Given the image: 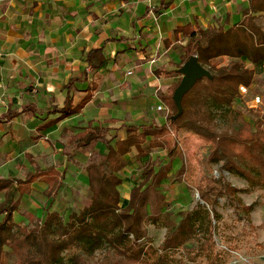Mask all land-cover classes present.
I'll list each match as a JSON object with an SVG mask.
<instances>
[{"label": "trees", "instance_id": "trees-1", "mask_svg": "<svg viewBox=\"0 0 264 264\" xmlns=\"http://www.w3.org/2000/svg\"><path fill=\"white\" fill-rule=\"evenodd\" d=\"M263 19L264 0H247L241 20L227 28L210 26L194 30L186 24L176 29V34L188 36L181 63L196 55L211 77H202L194 83L182 97L181 113L173 118L177 107L172 95L179 78L163 97L168 113L162 125L122 123L115 131L123 129V139L116 134L105 139L111 128L101 126L76 134L77 147L100 139L105 146L103 158L86 166L88 192L79 208L69 205L62 211L50 210L49 204L40 214H28L30 222L21 226L14 215L24 204L25 195L30 194V185L45 180V176H49L52 187L56 185V166L36 165L22 177H1L0 264H222L228 251L219 250L214 240L213 220L218 219L214 206L218 198L264 190V107L249 110L254 115L252 121L238 108L242 99L240 87L248 89L256 84V66L264 64ZM225 57L230 60L222 63ZM103 59L100 49L90 50L85 58L92 71L99 68ZM72 84L70 79L66 87L71 88ZM28 102L22 111L39 117L36 105ZM84 102L72 107L69 97L66 106L55 105L47 113L67 117L80 111ZM31 105L35 107L30 108ZM20 113L10 112L3 118ZM173 130L199 136L208 146V168L220 164L226 171L244 178L247 188H235L222 177L206 175L197 186L203 205L193 211L182 210L178 222L171 220L165 196L155 190L176 158L178 141ZM113 139L115 145L111 144ZM155 150H166L170 158L156 172L154 163L144 161ZM125 154L131 157L124 159ZM134 161L143 169V179L130 189L128 198H123L122 180L117 173ZM60 187L61 184L57 185L55 193ZM52 192L53 188L45 195ZM152 192L157 195V206L150 214L147 205ZM243 209L249 212L252 206ZM148 223L166 230L158 246L143 241Z\"/></svg>", "mask_w": 264, "mask_h": 264}, {"label": "crops", "instance_id": "crops-1", "mask_svg": "<svg viewBox=\"0 0 264 264\" xmlns=\"http://www.w3.org/2000/svg\"><path fill=\"white\" fill-rule=\"evenodd\" d=\"M246 4L247 0H0V175L9 176L13 164L35 160V166H56L54 177L61 184L55 193L59 184L52 187L49 176L33 182L15 221L24 226L30 222L28 214H40L49 204L50 210L79 208L88 192L86 166L103 158L105 146L100 139L77 147L76 134L101 126L111 128L105 139L114 134L123 139L124 130L115 131L122 123H166L163 97L182 77L176 70L188 42V36L176 34V29L186 24L194 30L227 28L241 20ZM94 49H100L104 59L92 71L85 58ZM69 97L72 107L85 101L80 111L67 117L47 113L55 105L66 106ZM27 101L36 105L30 108L35 107L39 117L22 111ZM14 111L21 113L3 118ZM95 151L93 159L84 156ZM176 160L155 191L164 190L167 177L177 172ZM144 161L154 163L156 172L170 158L166 150H155ZM142 170L134 161L117 173L121 193L127 188L129 195L143 179ZM128 171L129 180L128 175L124 180ZM51 188L55 195L46 196Z\"/></svg>", "mask_w": 264, "mask_h": 264}, {"label": "rangeland", "instance_id": "rangeland-1", "mask_svg": "<svg viewBox=\"0 0 264 264\" xmlns=\"http://www.w3.org/2000/svg\"><path fill=\"white\" fill-rule=\"evenodd\" d=\"M229 60L225 57L221 59V62L227 63ZM256 70L258 72L256 84L246 90L240 87L242 99L238 108L249 121L254 118L250 109L261 110L264 107V64L256 66ZM174 139L178 141L176 152L178 164L174 168L177 172L167 177L164 190H159L165 196L171 220L178 222L182 210L193 211L198 205H203L199 199L197 186L206 175L222 177L224 182L235 188H247L248 184L244 178L226 171L220 167V164H214L210 169L208 168L206 164L208 146L199 136L186 130H179L176 133L174 131ZM96 153V151L84 153V156L93 159ZM29 163H24L25 168L29 170L38 164L35 160ZM24 166L22 163H18V166L13 164L7 171L8 175L15 177L25 173ZM125 175H128L129 180V171L123 175L124 180ZM1 177L7 176L1 174ZM183 187H185L184 190ZM180 190H183V193L179 194ZM121 194L123 198H128L127 188ZM248 205H251L252 209L246 212L243 208ZM156 206L157 195L154 192L149 193L148 212L151 214ZM214 208L218 214V219L213 220L214 240L219 250L228 251L222 264H264V190L256 189L251 192H238L235 196H221ZM145 231L143 241L150 242L154 246L161 243L166 232L164 227L151 223L146 225ZM227 247L231 250H227Z\"/></svg>", "mask_w": 264, "mask_h": 264}, {"label": "water", "instance_id": "water-1", "mask_svg": "<svg viewBox=\"0 0 264 264\" xmlns=\"http://www.w3.org/2000/svg\"><path fill=\"white\" fill-rule=\"evenodd\" d=\"M182 77L178 86L174 89L172 98L177 107L175 118L182 111L181 100L183 95L194 85V83L202 77H211L208 69L202 66L196 55H191L178 69Z\"/></svg>", "mask_w": 264, "mask_h": 264}, {"label": "built area", "instance_id": "built-area-1", "mask_svg": "<svg viewBox=\"0 0 264 264\" xmlns=\"http://www.w3.org/2000/svg\"><path fill=\"white\" fill-rule=\"evenodd\" d=\"M21 1H25V0H21ZM241 88L244 89V90H246L244 87H241ZM157 109L158 110H161V109H163V107L162 106H158Z\"/></svg>", "mask_w": 264, "mask_h": 264}]
</instances>
